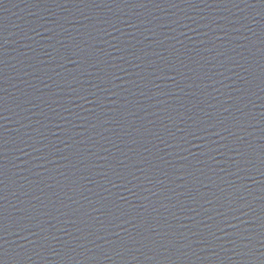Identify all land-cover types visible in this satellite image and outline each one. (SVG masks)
I'll return each instance as SVG.
<instances>
[{
  "label": "water",
  "instance_id": "obj_1",
  "mask_svg": "<svg viewBox=\"0 0 264 264\" xmlns=\"http://www.w3.org/2000/svg\"><path fill=\"white\" fill-rule=\"evenodd\" d=\"M0 264H264V0H0Z\"/></svg>",
  "mask_w": 264,
  "mask_h": 264
}]
</instances>
